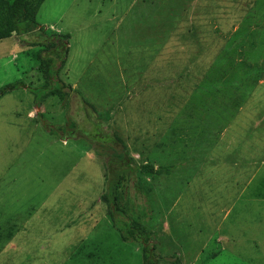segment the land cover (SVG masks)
I'll return each instance as SVG.
<instances>
[{"label": "rangeland", "instance_id": "obj_1", "mask_svg": "<svg viewBox=\"0 0 264 264\" xmlns=\"http://www.w3.org/2000/svg\"><path fill=\"white\" fill-rule=\"evenodd\" d=\"M153 2L46 0L35 33L0 41V89L22 83L0 98V226L49 192L40 213L52 228L76 218L89 242L66 261L67 241L44 233L52 264H143L102 201L124 145L131 168L170 170L126 166L122 186L129 214L157 233L161 264H264V37L212 26L187 0H163L154 20ZM48 59L50 89L68 96L39 104Z\"/></svg>", "mask_w": 264, "mask_h": 264}, {"label": "crops", "instance_id": "obj_2", "mask_svg": "<svg viewBox=\"0 0 264 264\" xmlns=\"http://www.w3.org/2000/svg\"><path fill=\"white\" fill-rule=\"evenodd\" d=\"M172 2L173 0H164V3ZM141 3L146 10L147 4L142 1ZM187 3L191 9H201L204 19L208 20L209 16H212L210 18L212 21L209 22L212 26L233 25L248 27V30H250L248 37H264V0H187ZM152 9L153 12H145L147 16L152 17L154 20H160L162 18L163 0H154ZM141 17L143 18V16ZM55 32L58 35L63 34L54 29ZM237 35L234 34L235 37ZM241 36L246 37L244 35ZM24 182L27 181L24 180ZM40 182L39 185L47 186V181L42 180ZM25 194H27V191H25ZM27 199V196L20 195L19 200L22 202L19 203L24 207ZM1 201L6 203L11 202L10 199L8 201ZM50 201L51 194L48 192L40 202V207H34L31 204L28 211H24L22 208L10 212V218L6 222V225L0 226V235L7 233L10 238L9 241L0 242V264H52L54 260H51L49 256L53 253L55 247L51 249V239L44 241L42 237L47 232L53 235L52 239L54 238V233H56L63 237V241H67L66 244L61 245L60 243L58 245L59 251L63 252L66 261L70 260V258L71 260L76 259L77 249L89 243L87 242V235L82 236L85 230H83L82 226L80 227L76 218L72 219V216H67V218L61 217V223L52 228L49 216L40 213V210L47 211L45 208H47ZM6 203H2V206ZM18 214L23 218L22 220H20ZM63 215H65V212ZM39 219H43L45 227L41 228L39 222L37 225L33 224V222L39 221ZM83 223H86V221ZM35 236L39 238L36 239ZM42 242L44 244L40 247L36 244Z\"/></svg>", "mask_w": 264, "mask_h": 264}, {"label": "trees", "instance_id": "obj_3", "mask_svg": "<svg viewBox=\"0 0 264 264\" xmlns=\"http://www.w3.org/2000/svg\"><path fill=\"white\" fill-rule=\"evenodd\" d=\"M46 0H0V41L9 39L14 33L16 34H33L38 29L37 15ZM60 43L65 44L71 39L70 35H54ZM68 49V48H67ZM65 50V56L68 57V50ZM54 61L48 59L42 62L41 70L46 80L47 93L45 94L42 104L47 96L52 94L67 97L66 93L55 87L50 89L51 77L53 75ZM22 83H14L0 89V98L15 91ZM39 100V99H38ZM115 160L108 164L109 178H107L108 190L102 195V201L106 205L108 215L113 222V227L117 230L123 242L135 244L142 248L143 264H161L166 261L155 252L154 241L157 239V233L138 224L129 214L124 205V196L122 192L123 183L128 177L126 166L131 168L133 162L128 149L123 145L122 151H117L114 155ZM131 168V171L144 170L153 174H163L169 172L168 168H155L149 165ZM174 264H179L175 262Z\"/></svg>", "mask_w": 264, "mask_h": 264}]
</instances>
